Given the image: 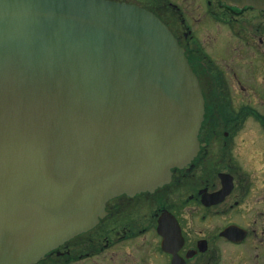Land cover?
I'll use <instances>...</instances> for the list:
<instances>
[{"label":"water","instance_id":"1","mask_svg":"<svg viewBox=\"0 0 264 264\" xmlns=\"http://www.w3.org/2000/svg\"><path fill=\"white\" fill-rule=\"evenodd\" d=\"M264 8V0H225ZM199 81L155 15L0 0V264H33L200 149Z\"/></svg>","mask_w":264,"mask_h":264},{"label":"flooded vegetation","instance_id":"2","mask_svg":"<svg viewBox=\"0 0 264 264\" xmlns=\"http://www.w3.org/2000/svg\"><path fill=\"white\" fill-rule=\"evenodd\" d=\"M109 1L152 12L183 47L205 101L200 151L36 264H264V8Z\"/></svg>","mask_w":264,"mask_h":264}]
</instances>
